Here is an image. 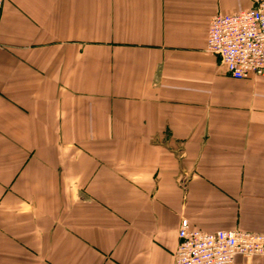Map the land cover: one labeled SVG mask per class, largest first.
Masks as SVG:
<instances>
[{"label":"crops","instance_id":"crops-1","mask_svg":"<svg viewBox=\"0 0 264 264\" xmlns=\"http://www.w3.org/2000/svg\"><path fill=\"white\" fill-rule=\"evenodd\" d=\"M258 1H3L0 264H172L182 218L264 233V77L205 50Z\"/></svg>","mask_w":264,"mask_h":264},{"label":"built area","instance_id":"built-area-1","mask_svg":"<svg viewBox=\"0 0 264 264\" xmlns=\"http://www.w3.org/2000/svg\"><path fill=\"white\" fill-rule=\"evenodd\" d=\"M205 50L217 56L235 79L264 77V0L251 8L214 14ZM236 256H264V233L206 232L181 219L172 264H232Z\"/></svg>","mask_w":264,"mask_h":264}]
</instances>
